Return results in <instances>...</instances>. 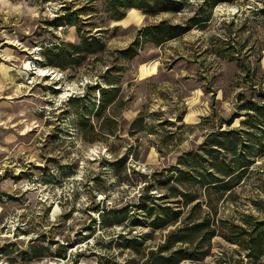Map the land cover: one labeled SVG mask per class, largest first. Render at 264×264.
Instances as JSON below:
<instances>
[{"label": "rangeland", "instance_id": "374dc122", "mask_svg": "<svg viewBox=\"0 0 264 264\" xmlns=\"http://www.w3.org/2000/svg\"><path fill=\"white\" fill-rule=\"evenodd\" d=\"M103 1L0 0V264H140L175 226L154 228L141 207L179 209L172 187L203 199L184 215L218 225L208 255L178 264H264V128L256 144L240 146L253 163L237 185L200 180L212 167L207 136L240 125L242 103L262 101L264 0L221 1L208 23L161 44L141 29L209 6L181 0L176 13L131 8L115 20ZM83 5L107 49L49 64L46 46L79 40L76 20L59 15ZM137 37L136 53L122 54ZM102 75L121 101L97 113V86H109ZM218 139L228 165V138Z\"/></svg>", "mask_w": 264, "mask_h": 264}, {"label": "trees", "instance_id": "16d2710c", "mask_svg": "<svg viewBox=\"0 0 264 264\" xmlns=\"http://www.w3.org/2000/svg\"><path fill=\"white\" fill-rule=\"evenodd\" d=\"M93 1L95 0H89V2ZM221 1L233 0H203L200 7L208 5V13L197 12L183 22H173L167 18L162 19L159 22L143 27L141 29V36H146L148 40L154 41L157 44L182 36L193 26L208 23L212 19L213 8ZM65 6H62L63 9H66ZM102 6L109 12L108 18L115 20L123 19L131 8H138L152 15L169 11L174 13L182 11L181 0H104ZM89 9V7L83 5L75 10H68L59 15L58 19L60 20L66 18L76 20L75 24L79 40L74 42H59L46 46L43 55L49 64L60 65L59 61L65 60L71 52L78 57H86L107 49V43L102 37H98L93 33L92 29L87 27L93 24L92 18L94 16V11L88 12ZM82 13H85L87 17L82 18ZM140 38L137 37L135 41L128 47L121 49L120 52L124 55H134L141 41ZM111 70L112 67H108L106 73H110ZM102 76L109 86H97L100 91V101L96 109L97 113H102L107 106H112L121 101L120 87L116 85V81H113L107 75ZM259 95L262 98L261 102L249 99L242 103L241 106L244 105V108L247 110L245 113L235 116L241 117L242 114L246 116L240 121V125L229 129H220L223 126L221 125L219 130L211 132L207 136L204 148H206V152L212 160V167L200 173V180L205 185L211 184L208 186L224 187L230 190L243 179L245 172L251 168L253 160L249 159L240 150V146L249 147L248 144H256L255 141L251 140L256 139L257 136L261 137L257 133V130L264 128V89ZM140 120L141 117L139 116L134 119L133 123H138ZM233 122L234 118L227 121L229 125ZM220 136L228 138L223 141L232 155V161L228 165H226L225 160L219 155L220 149L217 146L222 143L218 139ZM243 140H248L249 143ZM258 147L264 152V141L262 139H259ZM181 173L184 176V180H192V177L187 175L188 173ZM179 178L177 177V179ZM172 188L177 190V194H179V197L176 199V202L180 204L179 209L171 210L169 206L165 205L158 210L156 208L157 205L154 203L149 205L144 203L141 207L143 208V212H145L144 215L150 218V225L154 228L175 226L170 228L166 233H163L162 240L157 243L155 248L142 254L140 264H178L184 259L202 260L209 253L210 240L218 233L217 220L214 217H197L195 214L189 212V209L186 211L187 215L183 214L184 208H188L189 204L195 200V204L201 206L203 200L201 196L193 193L188 188L186 190H180L178 187ZM140 197L145 199V195L143 194ZM135 220L138 224L141 222L139 218ZM251 239L257 241V237L256 239L251 237ZM132 246L136 248V243H133Z\"/></svg>", "mask_w": 264, "mask_h": 264}, {"label": "bare ground", "instance_id": "6f19581e", "mask_svg": "<svg viewBox=\"0 0 264 264\" xmlns=\"http://www.w3.org/2000/svg\"><path fill=\"white\" fill-rule=\"evenodd\" d=\"M45 70H46L45 68H41V69H40V71H41L42 73H45V72H46Z\"/></svg>", "mask_w": 264, "mask_h": 264}]
</instances>
